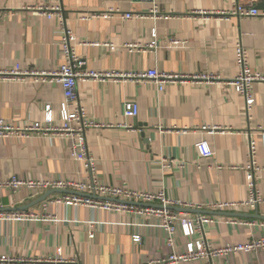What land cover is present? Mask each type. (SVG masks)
<instances>
[{
  "label": "crops",
  "instance_id": "0c3cea01",
  "mask_svg": "<svg viewBox=\"0 0 264 264\" xmlns=\"http://www.w3.org/2000/svg\"><path fill=\"white\" fill-rule=\"evenodd\" d=\"M233 1H60L67 28L77 40L76 52L86 61L84 69L113 75L78 84L80 104L87 117L100 126L86 131L97 179L106 186L163 191L172 200L204 206V210L175 211L187 217H212L214 222L205 226V235L214 248L264 237V204L227 212L206 208L218 202L247 200L245 168L250 137L257 144L262 170L259 188L264 198V83L254 86L255 103L250 111L243 97L227 85L239 74L235 62L238 41L248 50L251 68L264 74V18L226 19L220 14L230 12ZM0 5V68L57 71L64 64L63 31L58 20L47 19L39 8L58 2L0 0ZM154 5L161 11L159 18L124 21L121 17L147 14ZM257 8L264 12V0H257ZM108 11L114 12L112 17L82 19L84 13ZM151 70L219 79L169 84L160 91L151 80L118 77ZM63 102L60 84L0 82V119L13 126H46V109L50 107L53 127L60 128ZM128 103L138 106L136 118L124 115ZM214 128L219 131L211 133ZM204 141L213 157L202 156L198 144ZM163 160L183 167L164 168ZM11 177L27 182H82L88 179V172L82 161L74 159L72 141L51 131L0 139V179ZM49 191L0 189V211L28 208L26 212L39 217H57V224L37 219L0 220V258L50 260L60 254L67 264H150L172 254L156 216L70 207L55 202L62 194H51L37 203ZM228 219L254 224H231ZM91 223L96 225L94 240L88 237ZM136 235L141 236L140 243L134 242ZM186 249L187 239L178 229L175 251ZM212 263L264 264V250L230 253Z\"/></svg>",
  "mask_w": 264,
  "mask_h": 264
},
{
  "label": "built area",
  "instance_id": "2783aa9c",
  "mask_svg": "<svg viewBox=\"0 0 264 264\" xmlns=\"http://www.w3.org/2000/svg\"><path fill=\"white\" fill-rule=\"evenodd\" d=\"M56 1L58 2L56 6L41 7L39 9L47 19H56L60 24V28L63 31L61 50L64 64L57 71L48 72L40 70H22L20 68L13 70L0 68V82H26L27 80H32L36 83L60 84L64 91V102L61 104L60 109V118L63 122V126L60 128L53 127V113L51 108L47 107L46 126L36 123L22 128L20 126L7 124L0 119V139L28 138L33 134H47L51 131H55L72 141L73 157L75 160L82 161L85 164L88 172V179L82 182H27L16 177H11L0 179V189H7L13 193L19 192L22 188L40 192L49 190L68 191L72 193L62 194L55 202L76 208L88 207L94 210H105L117 213H140L156 216L159 220V226L164 231L165 243L173 252L167 257L150 262V264H180L195 260H204L207 264H213V259L218 256H226L230 253H248L264 250V237L254 239L247 244L214 248L206 239L205 235V226L214 222L212 217L205 214L187 217L175 211L176 208L204 210V206H194L192 204H184L178 200H172L163 191L154 193L106 186L97 179L96 160L89 151L86 131L92 128H99L100 126L87 117L84 107L80 104L78 84L80 81L100 80L113 77V75L84 69L86 61L80 58L76 52L77 40L74 34L67 28L65 16L60 5L61 0ZM2 11L0 5V16ZM113 14V11L84 13L82 19L108 18L112 17ZM220 15L227 17L226 19L231 17L239 19L264 18V12H260L257 8V0H234L232 10ZM151 16L153 18H159L161 16V11L157 5H154L147 14H121L124 21L144 19ZM153 36H155V34H153ZM153 45L152 43L151 46ZM130 47L134 48L135 46ZM235 62L239 68V74L233 80L227 82V85L233 87L235 91L243 97L246 109L250 111L255 103L254 86L257 83H264V74L251 68L248 50L243 46L241 41H238L236 44ZM118 77L123 80L137 82L151 80L158 85L160 91H163L165 86L169 84L190 81L216 82L219 79L214 75H169L159 72L158 70H151L146 73L119 74ZM138 113L139 108L134 103H128L124 107V115L128 118H136ZM217 131L219 130L215 128L210 130L211 133ZM198 148L204 158L213 157L214 153L207 142H201L198 144ZM246 159L245 175L248 191L247 200L236 203H214L206 206L208 210L227 212L233 211L236 208H257L259 205L264 204V198L259 188V173L262 170L257 162V144L251 137ZM175 165L179 168L183 167L182 163H176L173 160H163L162 163L164 168ZM140 204L148 207H140ZM36 219L42 222H53L57 224V217L53 215L39 217L30 212L0 211V220L19 222ZM228 222L238 225L254 224L252 222L237 221L234 219H228ZM95 229V224H89L88 237L90 240L96 238L97 233ZM178 229L182 230L183 236L187 239V249L183 253L175 251ZM133 239L135 243H140L142 240L139 235L134 236ZM68 262L69 261L64 260L60 254L56 258L50 260L0 258V264H67Z\"/></svg>",
  "mask_w": 264,
  "mask_h": 264
},
{
  "label": "water",
  "instance_id": "95a60500",
  "mask_svg": "<svg viewBox=\"0 0 264 264\" xmlns=\"http://www.w3.org/2000/svg\"><path fill=\"white\" fill-rule=\"evenodd\" d=\"M68 193H72V192H68V191H62V190H50L43 198H41L37 203H40L42 201H44L49 195L51 194H68ZM142 205V204H140ZM28 210V208H23V209H16V211H21V212H26ZM201 213H206V212H201Z\"/></svg>",
  "mask_w": 264,
  "mask_h": 264
}]
</instances>
